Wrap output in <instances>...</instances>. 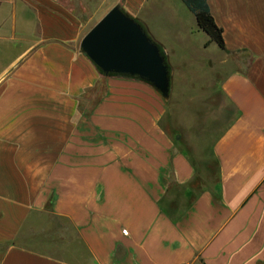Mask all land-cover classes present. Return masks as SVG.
<instances>
[{"label":"crops","instance_id":"obj_1","mask_svg":"<svg viewBox=\"0 0 264 264\" xmlns=\"http://www.w3.org/2000/svg\"><path fill=\"white\" fill-rule=\"evenodd\" d=\"M117 4L163 47L168 99L102 77L81 52ZM209 6L226 45L213 89L225 105L222 124L202 130L198 164L182 133L199 121L182 105L202 97L170 55H190L203 31L181 0L0 2V37L28 39L0 65V264H264V0Z\"/></svg>","mask_w":264,"mask_h":264},{"label":"water","instance_id":"obj_2","mask_svg":"<svg viewBox=\"0 0 264 264\" xmlns=\"http://www.w3.org/2000/svg\"><path fill=\"white\" fill-rule=\"evenodd\" d=\"M80 50L102 77L142 81L170 97L172 68L163 47L119 4L83 37Z\"/></svg>","mask_w":264,"mask_h":264},{"label":"rangeland","instance_id":"obj_3","mask_svg":"<svg viewBox=\"0 0 264 264\" xmlns=\"http://www.w3.org/2000/svg\"><path fill=\"white\" fill-rule=\"evenodd\" d=\"M1 1L2 0H0V2ZM10 23L11 20L9 24ZM7 32L8 33L6 34L10 37L13 35L10 27H8ZM201 33L202 34L197 36V44L191 51L190 55L178 54V52L170 55L173 62L174 72H176V75H180L178 79L188 83L190 90L191 87L194 86L195 92L202 97V101H196L193 105L187 102L182 105V108L188 110L189 115L192 113V116L195 114L198 118L199 122L195 124L196 131L194 132L191 130L189 132L182 133L183 129L179 124V127L177 128L179 132L184 134L183 137L186 139L185 148L190 150L192 157L198 164L205 161L204 159H201V152L199 149L201 148V141H203V139L207 136L205 133H202V130L209 129L212 131L213 129H216L220 123L222 124V112L217 114V111L222 109L225 105L221 96L213 92L214 80L217 76L216 71L219 68L218 64L223 63L225 59L222 56V51L215 43L211 47H209L210 44L209 46L206 44V47L203 49L205 45L203 41L207 39V35L203 32ZM16 35V40L12 42L10 40H8L10 41L8 42L4 38L0 37V65L2 63L10 62L27 47L28 39H22L19 37V29L16 32ZM3 49L6 51L3 52ZM246 60L247 58L244 59V61ZM103 93V86H100L93 92L91 95V102L89 103L90 108L97 102V100L100 99ZM219 116H221V118H219ZM200 130L201 132H199ZM208 168L210 169V174L212 173L214 178L216 172L215 164L211 162ZM201 170H205V167H202ZM202 187L203 183L201 181H198L193 185L195 192L200 191ZM53 220L54 219H52V222ZM54 221L59 222L58 220Z\"/></svg>","mask_w":264,"mask_h":264},{"label":"trees","instance_id":"obj_4","mask_svg":"<svg viewBox=\"0 0 264 264\" xmlns=\"http://www.w3.org/2000/svg\"><path fill=\"white\" fill-rule=\"evenodd\" d=\"M181 1L195 15L200 30L210 38V42H208L207 45L209 46V44L214 42L221 50H226L223 29L217 25L211 14L209 6L210 0Z\"/></svg>","mask_w":264,"mask_h":264}]
</instances>
